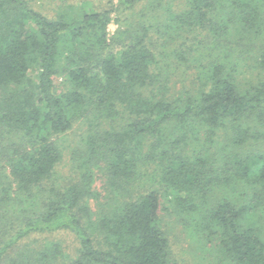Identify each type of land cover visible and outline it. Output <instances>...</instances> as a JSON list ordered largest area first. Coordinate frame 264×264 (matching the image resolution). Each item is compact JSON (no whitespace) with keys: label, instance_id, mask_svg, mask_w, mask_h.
Wrapping results in <instances>:
<instances>
[{"label":"trees","instance_id":"trees-1","mask_svg":"<svg viewBox=\"0 0 264 264\" xmlns=\"http://www.w3.org/2000/svg\"><path fill=\"white\" fill-rule=\"evenodd\" d=\"M29 1L0 0V151L10 179L0 183V262L179 264L161 223L156 189L93 213L87 199L97 193L90 189L89 170L83 168L74 183L55 181L63 152L54 136L78 121L87 125L85 145L91 156L103 158L105 184L113 191L135 179L140 162L154 164L176 204L192 203L188 210L196 195L204 198L213 186L247 184L250 201L222 200L198 231L216 240L212 249L221 261L264 264L262 227L247 218L264 201V46L257 52L256 80L241 86L234 67L215 62L192 94L169 95L157 84L145 35L122 40L119 35L128 29L108 33L110 10L69 4L51 16ZM121 1L131 6L140 0ZM186 2L175 18L205 28L214 0ZM254 2L230 0L232 10L217 28L228 31L233 23L247 34L263 35L264 0ZM9 135L21 137L8 140ZM221 136L226 147L216 151ZM189 140L192 147L200 145L192 155L185 150ZM257 142L262 145L245 148ZM61 231L77 240L71 254L48 239L19 246L31 235ZM13 249L16 257H9Z\"/></svg>","mask_w":264,"mask_h":264},{"label":"rangeland","instance_id":"rangeland-1","mask_svg":"<svg viewBox=\"0 0 264 264\" xmlns=\"http://www.w3.org/2000/svg\"><path fill=\"white\" fill-rule=\"evenodd\" d=\"M229 1L214 0V8L208 14L209 22L203 29L181 23L175 18L187 9L186 0H140L131 6H126L121 0H31L29 2L36 8L47 11L51 16L66 9L69 4L81 6L79 8L83 11L110 10L108 33L114 36L118 35L117 31L128 29L127 34L119 35L118 38L122 40L133 39L134 35L144 34L155 56L153 72L158 75L159 83L157 84L167 87L169 95H184L186 92L192 94L196 87L206 83L205 73L215 62H225L228 67H234L232 70L241 86H244L247 81L256 80L259 73L261 74L256 64V57L257 52L264 46V30L260 32L263 35L258 36L254 33L247 34L240 27L236 28V24L233 23L228 31L217 28L222 18L227 19L228 10H232ZM219 2L225 3L227 8H222ZM261 2L263 0H255L254 3ZM260 6L259 17L264 20V5ZM212 24L216 27L215 30H212ZM55 85H60V79H55ZM102 125V127L105 126L104 123ZM88 133L87 125L77 121L67 132L54 136L63 152L62 160L57 164L54 176L59 185L77 182L81 178L83 168L89 170L92 176L90 189L95 194L97 193V197L90 196L87 199L88 209L93 213L98 212L111 201L133 198L151 189H156L160 193L161 223L166 230L171 250L178 263L229 264L228 260L221 261V255L212 249L216 240L210 241L212 237H206L198 231V228L207 217L210 208L222 200L231 199L236 205L250 201L252 190L247 184L236 182L231 185L213 186L208 189L204 198L196 195L193 210H188L192 203L186 204V207L176 204L172 194L159 183L154 164L148 167L145 162H140L135 179L113 191L105 184L103 158L98 155L91 156L85 145L84 138ZM20 137L21 135H9L8 140L17 141ZM1 142L0 139V149L4 145H1ZM196 144L192 147V140L188 141L185 148L188 155H192V149L200 148V145ZM256 145L261 146L262 143H249L245 148H256ZM214 147L216 151L226 147L222 136L218 138ZM4 162L5 157L0 151V183L2 185L3 182L10 180L5 176L7 168L4 167ZM147 169L150 172H147ZM11 189H14V185ZM13 192L11 191V195L19 201L20 198ZM39 197L42 196L39 195ZM14 207L17 209L19 206L16 203ZM5 208L9 209L10 206ZM93 217L95 219V216ZM247 218L262 227L264 238V201L262 204H257L254 213L248 215ZM35 238L39 241L48 239L60 242L65 253L68 254H71L77 246V240L69 231L44 235L34 234L22 240L19 246L23 247L26 244L33 246L36 243ZM17 249L10 250L9 257H16ZM8 263V258L0 262V264Z\"/></svg>","mask_w":264,"mask_h":264}]
</instances>
